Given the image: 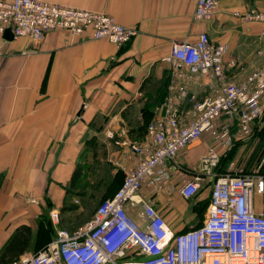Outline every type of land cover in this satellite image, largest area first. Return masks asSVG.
<instances>
[{"label": "crops", "instance_id": "1", "mask_svg": "<svg viewBox=\"0 0 264 264\" xmlns=\"http://www.w3.org/2000/svg\"><path fill=\"white\" fill-rule=\"evenodd\" d=\"M46 1L108 13L136 34L121 46L61 30L47 32L41 41L0 36V250L18 226L27 225L31 233L22 253L39 251L55 239L57 228L74 231L119 188L135 158L121 141H143L146 123L157 116L159 98L172 79L170 64L162 60L172 43L194 41L206 31L213 43L227 45L224 61L233 60L234 66L226 67L225 79L236 82L260 65L257 51L264 50L258 35L263 25L233 14L264 10V0H218L210 20L193 19L197 0ZM191 89L198 96L207 90L201 78ZM253 140L235 142L221 156L218 170L224 171L228 161L237 164L250 157L242 150ZM195 142L178 157L186 178L199 173L200 158L213 144L208 135ZM248 159L239 164L245 171L254 166ZM94 163L108 164L115 180L85 212L92 184L106 175ZM77 168L81 176L69 187ZM85 176L92 181L82 183ZM209 178L204 176L197 194L188 199L180 195L178 179L170 194L143 193L177 233L201 223ZM53 209L59 211L58 225L49 217ZM137 219L142 221L139 212Z\"/></svg>", "mask_w": 264, "mask_h": 264}, {"label": "built area", "instance_id": "2", "mask_svg": "<svg viewBox=\"0 0 264 264\" xmlns=\"http://www.w3.org/2000/svg\"><path fill=\"white\" fill-rule=\"evenodd\" d=\"M217 7L218 0H197L193 19L210 20ZM233 14L242 22L261 23L258 35L264 38V10ZM8 28L13 37L34 41L61 30L117 46L136 34L108 13L46 0H0V36ZM226 52L227 45L213 43L206 31L194 41L172 43L162 58L170 64L172 79L157 116L146 123L143 141H121L135 158L119 188L98 203L83 225L72 232L57 228L44 248L7 264H264V166L245 171L231 162L218 170L221 156L235 142L253 138L264 126V50L257 51L260 65L238 82L225 79L226 67L234 66L233 60L225 63ZM196 78L207 88L202 96L191 89ZM203 135L213 144L200 158L199 173L186 178L178 157ZM204 176L210 177V196L201 223L174 233L143 192L170 194L178 179V191L188 199L197 194ZM126 204L140 206L142 225ZM49 217L59 224V211L51 210Z\"/></svg>", "mask_w": 264, "mask_h": 264}, {"label": "trees", "instance_id": "3", "mask_svg": "<svg viewBox=\"0 0 264 264\" xmlns=\"http://www.w3.org/2000/svg\"><path fill=\"white\" fill-rule=\"evenodd\" d=\"M163 98L164 96L161 95L159 101H162ZM253 138L255 139V141L253 140V142L256 143L248 159L250 161H248L250 163V166L254 165L255 161H264V126L259 129V131ZM92 167H95V169H98V171L106 175L98 176L96 181L92 184L91 191L86 199L85 212L92 211V208L97 199L105 194L107 188H109L115 180V176L109 174L110 166L108 164L94 163ZM80 176V172L77 168L72 175L69 187L76 186L77 180L80 178ZM30 233L31 229L27 225H20L16 228L13 236L4 244V246L0 250V264L9 263L10 261L16 259L23 252V250L28 245Z\"/></svg>", "mask_w": 264, "mask_h": 264}, {"label": "rangeland", "instance_id": "4", "mask_svg": "<svg viewBox=\"0 0 264 264\" xmlns=\"http://www.w3.org/2000/svg\"><path fill=\"white\" fill-rule=\"evenodd\" d=\"M260 41V43L262 44V46L264 47V38H262V37H260V39H259ZM194 143H196V142H194ZM255 143L256 142H253V143H249V145H247V147H244V149L242 150V151H245L246 153H247V155H248V153L250 152V154L252 153V151H253V148H254V145H255ZM243 148V147H242ZM248 157H249V155L248 156H246V160L248 159ZM229 160H232V159H229ZM246 160H242L241 162H239V163H235L234 161H228V163L230 164L231 162H233L234 163V167L235 168H243V166H239V164L240 163H242V162H246ZM249 161V160H248ZM250 162V161H249ZM252 162V161H251ZM254 162V161H253ZM260 164H262V166L264 165V161L262 160V161H255L254 162V166L253 167H255V166H258V165H260ZM90 177L89 176H85L83 179H84V181H82V183H88L89 181H92V178L91 179H89ZM90 183V182H89ZM90 193V192H89ZM92 193V192H91ZM92 196V195H91ZM90 196V197H91ZM99 199V198H98ZM97 199V200H98ZM258 201L260 200V197H258V199H257ZM126 208L127 209H129V211H131V216L133 217V219L135 220V222L137 223V224H139V225H142V221L141 220H138L137 219V213L140 211V206L139 205H136V206H134V207H131L129 204H126ZM189 228H191V227H189Z\"/></svg>", "mask_w": 264, "mask_h": 264}, {"label": "water", "instance_id": "5", "mask_svg": "<svg viewBox=\"0 0 264 264\" xmlns=\"http://www.w3.org/2000/svg\"><path fill=\"white\" fill-rule=\"evenodd\" d=\"M4 35H5L7 38H12V37H13L12 32L10 31L9 28L6 29Z\"/></svg>", "mask_w": 264, "mask_h": 264}]
</instances>
